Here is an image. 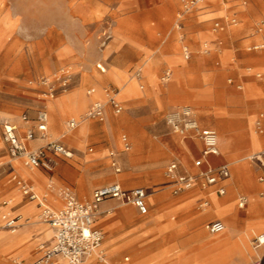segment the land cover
<instances>
[{
	"label": "rangeland",
	"instance_id": "rangeland-1",
	"mask_svg": "<svg viewBox=\"0 0 264 264\" xmlns=\"http://www.w3.org/2000/svg\"><path fill=\"white\" fill-rule=\"evenodd\" d=\"M208 6L201 15L190 13L180 21L177 18L181 8L179 0H0V193L16 190L21 194L10 180L12 172L21 167L20 173L26 178L30 172L21 159L8 154L1 137L2 123L11 121L22 130L34 128L37 111L45 105L48 129L45 138H37L63 142L72 149L73 156L57 157L49 174L44 169L31 170L44 177L42 193L50 191L59 196V190L69 186L77 194L76 187L77 191L84 192L85 182H92L88 196L77 194L82 201L90 200L96 187L117 180L108 157L109 152L114 151L121 157L119 182L123 187L152 184L155 189H167L170 198L195 196L178 210L168 209L170 206L167 205L168 212L163 220L153 205L149 204L148 214L141 216L132 205L113 199V206L128 211L131 217L129 220L116 217L113 225L109 219L115 213L103 218L108 212L102 209L104 204L101 203L96 225L103 230L102 248L107 264H152L142 262V259L155 249L169 250L167 264L253 262L257 255L252 249V237L264 232V225H247L264 220V181L259 180L264 176V166L250 159L249 155L256 150L250 143L248 120L252 118L253 130L264 136V49L249 47L264 45V0H229L219 6ZM220 7L224 11L216 16L214 13ZM233 17L235 23H231ZM217 21L222 28L215 30ZM184 47L190 52L188 58L184 57ZM174 58H180L181 62H172ZM149 60L155 63L156 82H148L141 74L144 61L147 65ZM98 65L105 71L101 72ZM113 65L128 77L138 75L137 85L134 78H117V83L109 78ZM177 65L182 67L179 75L176 74ZM64 68L73 74L71 84L66 91L49 98L45 95L48 85L40 81L46 78L57 86L55 74ZM168 71L169 76L166 75ZM244 72L249 74L246 79L241 75ZM97 81L101 83L100 88L96 86ZM247 83L255 88L256 94H245ZM235 84L242 88L236 89ZM109 86L116 89L115 97L119 99L126 97L131 88L137 92L129 102L121 103L123 109L119 114L110 112L103 121L85 117L78 127L67 130L66 123L70 118L84 117L91 103L86 104V97H105L104 89ZM91 88L93 92L88 94ZM75 90L80 91L82 97L80 108L83 112L79 114L74 104L59 100L60 97H71ZM177 90H185L186 94L179 95ZM181 97L198 99L191 102ZM205 97H218L213 102L226 110V116L232 122L229 131L221 133L213 124L203 122L205 115L197 110L193 101L212 102ZM183 105L192 108L202 126L217 131L220 155L214 158L216 165L224 161L229 163V186L223 196H218L231 206V211L224 215L219 212L227 208L222 207L214 195L211 199L215 207L211 211L198 200L201 195L198 187L174 195L172 187L166 183L165 169L172 160L193 168V174L200 172L193 164L194 158L200 155V144L191 134L174 132L165 119L168 111ZM52 113L60 122L54 123ZM23 114L26 120L22 119ZM84 120L89 125L79 138ZM238 120L242 121L241 125ZM123 133L131 144L127 152H121L120 136ZM68 135L74 138L69 140ZM173 137L178 138L177 143ZM124 156L129 157L128 160ZM237 165L242 167V173L238 174ZM153 172L158 174L156 179ZM144 189L147 193V188ZM240 197L246 199L243 208L238 206ZM24 200L29 201L26 197ZM3 201L1 196L0 205ZM200 213H203L199 216L201 219L195 220ZM215 219L224 222L223 232L211 233L206 229L205 225ZM164 220L174 222L175 229L162 231L160 226ZM30 221L47 225L41 218V209ZM169 226L166 224L165 227ZM47 231L51 240L52 231L50 228ZM192 233L202 234L192 246L185 243L186 248L194 251L176 250V243ZM124 240L128 241L125 243ZM114 241L116 249L109 252L108 245ZM39 245L35 248V257L39 255ZM258 251L259 255H264V247ZM174 257L180 260L177 262ZM15 261L19 259L13 257L10 262L18 264ZM89 261L104 264L95 258Z\"/></svg>",
	"mask_w": 264,
	"mask_h": 264
},
{
	"label": "built area",
	"instance_id": "built-area-1",
	"mask_svg": "<svg viewBox=\"0 0 264 264\" xmlns=\"http://www.w3.org/2000/svg\"><path fill=\"white\" fill-rule=\"evenodd\" d=\"M206 0H179L181 8L177 18L181 21L187 14L193 13L200 9L201 5ZM236 19H231V23H235ZM180 23V22H179ZM178 27L179 24H178ZM222 26L217 21L214 23V29H221ZM254 49L262 48L264 45H253ZM184 57L188 58L190 52L187 47L183 48ZM101 72L105 68L98 65ZM167 76L170 75L168 71ZM73 74L69 69H61L55 74L54 81H58L57 86H53V81H48L46 78L41 79V83L48 85L46 96L54 98L59 92L66 91L70 84ZM93 89L87 91L92 93ZM106 101L94 100L88 107L85 117L103 121L105 118L106 108L110 107L115 114H119L123 107L117 99L116 89L106 87L104 89ZM47 107L43 105L38 111L35 119L34 128L26 129L23 136L18 132L17 125L4 121L2 123L1 137L6 143L8 154L15 158L21 159L23 164L28 168H42L51 172L54 167L52 157L71 158L73 152L64 146L59 141H49L45 145L34 150L26 147V142L34 140L37 137L45 138L48 126ZM22 119L26 120V115H22ZM166 122L171 129L181 135L191 134L199 139L202 144L201 157L194 160L193 164L197 168H201L204 164V158L209 155H218V134L213 129L201 128L193 113V110L188 105H183L168 111L165 115ZM77 125L75 119H69L66 123L67 130L73 129ZM37 133V134H36ZM123 151L130 149L128 137L121 135ZM111 165L116 171L120 170L116 161V153L109 152ZM250 159L256 161L261 166H264V149L250 155ZM180 163L172 160L168 163L165 169V176L169 180L172 187V193L177 195L183 191L192 189L198 185L201 189H206L217 185L226 180L230 176L228 164L218 166L207 165L201 168L197 174L180 172ZM260 181H264V176L259 177ZM17 187L21 193L27 195L29 199H37V195L31 190V187L21 179H15ZM51 187V184L48 185ZM219 194L225 193V188L219 186L217 188ZM63 204L59 209H51L43 206L41 209V218L54 229L53 241L51 244H40L39 255L31 261L24 262L23 260L15 261L18 264H61L66 261L68 264H81L85 259L95 256L98 260H105V252L102 248L103 232L95 227L96 216L98 215L99 205L107 199H115L124 204L134 206L140 215L148 213L147 193L142 187L125 189L119 183H108L96 187L90 200H80L69 186H64L59 190ZM246 199L239 198L238 206L244 207ZM208 205L207 200L202 201V206ZM3 226L14 232L19 226V217H7L4 220ZM206 229L211 233H219L224 230V224L219 220H213L205 225ZM252 245L255 249L264 247V233L254 234L252 237ZM264 260V255H257V258L250 264H261Z\"/></svg>",
	"mask_w": 264,
	"mask_h": 264
},
{
	"label": "crops",
	"instance_id": "crops-1",
	"mask_svg": "<svg viewBox=\"0 0 264 264\" xmlns=\"http://www.w3.org/2000/svg\"><path fill=\"white\" fill-rule=\"evenodd\" d=\"M224 1H229V0H220V1L219 0H206L201 5L200 9H198L197 11H194L191 14L195 13L196 16L201 15L202 13H200V12H202L204 8L209 7L208 6L209 4H211L213 6H219ZM221 9L224 11V8L220 7L218 9V11L214 14L216 16L221 15L223 12ZM231 19H236V18L233 17ZM196 27L197 26H194L193 28L197 29ZM252 46H250L249 48L254 49ZM257 49H264V47L257 48ZM171 61L175 62L176 64L181 62L180 58H174ZM154 64H155L154 61H152L150 64L146 65L145 61H144L143 68H142L143 70H142L141 74L148 82H156V80H157V73H156V70L154 68ZM176 68H177L176 74L179 75V73L182 71V67H179L177 65ZM111 71H112V74H109L108 77L113 79L116 83H117V78H121L123 80H129L131 78H134L133 81L135 82V84L137 85V83H138V78H137L138 75L128 77L116 65H113L111 67ZM241 75L244 79L249 77V74L245 73V72L242 73ZM229 82H231V78L229 79ZM100 85H101V83L97 81L96 82L97 88H100ZM234 86L238 90H240L242 88L240 84H235ZM72 92H74V93H72L71 97H60L59 100L61 103L74 104L76 112L78 114L82 113L83 109L80 108L81 99H82V97H80L81 93H80V91H77V90L72 91ZM136 92H137V90H134L131 88L127 92L126 97H122L120 99V102L121 103L122 102H129L132 99L131 96L136 94ZM177 92L179 95L186 94L185 90H182V91L177 90ZM256 93H257V91H255V88L251 84L247 83L246 89H245V94L248 96V95H254ZM86 98H87L86 104L88 103V101H91V103H92L94 100H101V101L103 100L104 101L105 99H107L106 97H98L99 99H91L90 97H86ZM181 98L189 99L188 101H191V102H192V99H198L197 97H181ZM205 98L211 100L212 102L211 103H198V102L193 101V105H195V107H197V110L201 113H204V115H205L203 122L205 124H213L216 129L221 131V133L224 132V130L226 132L229 131V129L232 126V122L230 119L227 118L226 110L222 107L216 106V104L213 102V100H217L218 97H205ZM247 98H252V97H247ZM255 103H257V101H255ZM158 105H161V103L159 102ZM85 107H86V105H85ZM110 112L113 113L112 109L110 107H107L105 116L109 117V115L111 114ZM113 114H115V113H113ZM115 115H117V114H115ZM53 119H54V123H55V121L60 122L59 117L55 116L54 114H53ZM90 120H95V119H90ZM95 121H98V120H95ZM109 121L111 122L110 119H109ZM9 122H11V121H9ZM11 123H13V122H11ZM237 123H239L241 125L242 121L238 120ZM198 124L201 128L213 129V128H210L207 126H202L199 123V121H198ZM253 124H254V121L252 118H250L248 120V126L250 128V143H251L252 148L254 150H256V152H254V153H257L260 151L262 144H264V136H260V135H257L255 133V131L253 130ZM88 125H89L88 121H86L82 125V131L79 132V138H80V135L82 136L85 133ZM213 130H215V129H213ZM25 131L26 130H22L21 127H18V132L21 136L24 135ZM123 134H125V133H123ZM123 134H121V135H123ZM195 139L200 144L201 149H200V155L195 157L194 160L201 157V151H202V144H201L200 140L197 138H195ZM226 139H228V137ZM173 141L175 143H177L178 138L173 137ZM47 142H49V141L46 139L44 140V139L36 138L34 140L27 141L26 147L28 149L38 148V147L45 145ZM67 142H69V141H67ZM120 142H121V136H120ZM60 143H62L64 146H66L68 149H70L72 151V149L70 147H68L67 144H65L63 142H60ZM4 144L6 145L5 142H4ZM121 146H122V142H121ZM130 147H131V144H130ZM6 149H7V146H6ZM90 150H92V149L90 148ZM129 150H127V151H129ZM127 151H123V147H122L121 152H127ZM115 153H116V161L118 163V166L121 167L120 154H119V152H115ZM254 153H252V154H254ZM190 154L192 155L191 151H190ZM219 155L220 154L209 155V156L205 157L204 158L205 164L201 168L203 169L207 165L218 166V165L225 164V163L228 164V167H229V163L225 162V161L216 165L214 158L219 156ZM108 157H109V155H108ZM52 158H53L54 163H55V159L57 157L54 156ZM128 158L129 157L124 156L125 160H128ZM109 160H110V165H111L110 157H109ZM194 160H193V162H194ZM23 166L25 167L26 170L30 169V170H28L30 172L27 173L29 178H26L23 175H21L20 170H23V169L21 167H18L17 172H12L10 180L13 181L14 183H15V179H17V178L23 180L24 182L26 181L25 183L31 187V190L35 194H37V195L43 194V197L39 199L37 196V199L31 200L28 198L27 195H24L23 193H21L22 194L21 195L16 190H10V191L4 192V193L3 192L0 193V197L2 196L4 199V201H3L4 203L2 205H0V264H12L10 261L13 257H16L19 260L20 259H23V260L27 259L29 261L37 258V255H36V257L34 256L36 246L39 244H42V243L46 244V245L51 244L53 241L54 229L47 223H46L47 225H43V224H40L38 222H31L30 220L37 215L38 209H42L43 206H47L51 209H59L62 207V204H63L61 197H59L56 193H51L50 191H45V193L44 192L42 193L44 177H43V175H41L37 172L31 171L33 169H42V168H28L24 164H23ZM111 167H112V165H111ZM179 167H180L179 168L180 172H187V173H191V174L194 173L193 168H190V167L188 168L182 162H180ZM112 168H113L114 172L117 174L116 175L117 180L111 181L109 183H113V182L119 183L123 187V185L119 182L121 180V176L119 175L121 168L119 171H116L114 167H112ZM229 171H230V176H231L230 167H229ZM47 172L48 171H46V173ZM237 172H238V174L242 173V167L240 165H237ZM49 173L50 172H48V174ZM230 176H229V178H230ZM153 177H154V179H156L158 177V174L156 172H153ZM229 178H227L226 180L222 181L221 183H219L217 185L211 186V187L206 188V189H201L198 185H195L192 188V189H194V188L198 187V189L200 190L201 195L198 197L199 201H203V200L208 201L207 207H204V208H206L207 210L210 209L212 211V209L215 207V204H214L213 199H211V195H214L215 198H217L218 203H220L222 207L227 208L225 211L219 212L220 214L224 215L225 213L231 211L230 204L226 203L225 200L218 198V196H223L226 193V190L229 186V183L227 182ZM166 179H167V177H166ZM166 183L168 184V186H171L168 179H167ZM106 184H108V183H106ZM219 186H223L225 188L224 194H219V192L217 191V188ZM92 187H93L92 182H90V183L85 182L84 192L77 191V187H76L75 191L77 192V194L79 196H82V195L88 196L90 194V190ZM136 187H141V186H135L133 188H136ZM123 188H125V187H123ZM142 188L143 189L147 188V190H148V192H147L149 195V197H147L148 210H149V204L155 206V209L158 210V213H159L158 216L161 220H163V218L166 217V212H168V211H166L165 207H167V205L170 206V208L168 207V209L178 210L181 207V205H184L185 203H188L189 201H191L195 198L194 195H182L178 198H170L168 196L167 189L158 190V189H155L154 185H152V184H148V185H146V187H142ZM125 189H132V188H125ZM192 189H190V190H192ZM190 190H187V191H190ZM187 191H183V192H187ZM183 192H181V193H183ZM77 194H76V196H77ZM179 194H177V195H179ZM25 197L28 198L29 201H25L24 200ZM49 197H52V199H50ZM111 200H113V199H107V200L102 202L104 204L102 209H106V211L108 212L103 218H106L109 213L110 214L115 213V216L111 217L109 219V221L112 223V225H113V220L116 217L121 218V219H123V217H124V219L129 220L131 218L129 212L125 211L123 209H120L116 205L113 206V202ZM34 201H36L37 203H35ZM56 202H57V204H56ZM132 207H134V206H132ZM204 208L202 209L203 213L205 211ZM239 208H243V207H239ZM116 209H119L118 213L115 212ZM135 210L138 213L136 208H135ZM203 213L198 214L194 219L195 220L201 219V218H199V216ZM210 213H214V212H210ZM210 213H208L207 215H209ZM216 214H218V213H216ZM118 215H120V216H118ZM10 216H18L19 217V226L14 232H11L10 230H8L7 228H5L3 226L5 218L10 217ZM141 216H145V215H141ZM103 218H101V219H103ZM172 219H174V217H172ZM215 220L221 221L220 219H215ZM221 222L224 224L223 221H221ZM96 223L97 222L95 221V224H94L95 227L99 228L103 232L102 228L100 226L96 225ZM166 224L170 225L169 226L170 228L165 227ZM112 225L110 227V230L112 228ZM252 225L256 226V227H261L262 225H264V220L256 221V222H254V224L247 225V226L249 227ZM175 226H176V224L174 222H171L169 220H164V221H162V225L160 226V229L162 231L163 230H172V229H175ZM224 226H225V224H224ZM48 228H50L52 231L51 240H50L49 235H48V231H47ZM224 230H225V228H224ZM223 231H221V232H223ZM221 232H219V233H221ZM260 233H264V232H260ZM201 237H202V234L192 233L188 236V238H185L184 240L180 239L176 243V250L185 248V250L187 252L188 251L193 252L194 250L192 248H188V247L186 248L185 243L188 242V244L191 245L192 243H195V241H197ZM127 241L128 240H124L123 242L126 243ZM108 248L110 250L109 252H114L113 250L116 249L115 241L112 242L111 244H109ZM168 252H169L168 249H155L154 251H152L150 253V255L147 258L142 259V262H151L152 264H167L166 259L168 257ZM91 258H95L98 262L107 264L106 253H105V260L104 261H100L95 256H91V257H88L87 259H85L84 262H82L81 264H92V261H89V259H91ZM174 259L177 262L180 260L176 257H174ZM125 260H128V257H126ZM62 262H64V261H62ZM94 264H100V263H94ZM118 264H123V263H118ZM246 264H248V263H246Z\"/></svg>",
	"mask_w": 264,
	"mask_h": 264
},
{
	"label": "bare ground",
	"instance_id": "bare-ground-1",
	"mask_svg": "<svg viewBox=\"0 0 264 264\" xmlns=\"http://www.w3.org/2000/svg\"><path fill=\"white\" fill-rule=\"evenodd\" d=\"M220 1V0H219ZM222 10V9H221ZM223 11V10H222ZM153 60H149L148 62H147V64H150L151 62H152ZM93 92V91H92ZM104 94H105V92H104ZM118 94V93H117ZM117 94H116V96H117ZM105 97H107L106 96V94H105ZM117 99L120 101V99H119V97H117ZM84 102H85V100H83ZM103 101V100H102ZM106 101V99L103 101V102H105ZM80 118V119H79ZM77 117V119H76V117H72V118H70V119H75L76 121H77V125L73 128V129H75L76 127H78L79 125H80V122H81V120H83V119H85V115H84V117ZM84 121H86V120H84ZM219 124V123H218ZM81 128V131H82V126L80 127ZM73 129H71V130H73ZM81 136V135H80ZM65 137V136H64ZM78 137H79V135H78ZM72 138H74V136L73 135H68L67 136V139H69V140H71ZM76 139V138H75ZM77 140V139H76ZM26 182V181H25ZM33 192V191H32ZM146 192V191H145ZM34 193V192H33ZM35 194V193H34ZM37 195V194H36ZM38 196V198L40 199V195L38 194L37 195ZM205 207H207V206H205ZM119 212V209L116 211V213H118ZM121 214V213H120ZM127 214V213H126ZM118 216H120V215H118ZM122 216V215H121ZM123 219H124V217H123ZM102 225H105V223H103ZM252 233H255L254 231L252 232ZM247 238L249 239V240H251V238L249 237V235L247 234ZM252 249H253V252L255 253V255H259V251L257 250V249H255L254 247H252ZM66 262V261H65ZM68 264V263H67Z\"/></svg>",
	"mask_w": 264,
	"mask_h": 264
}]
</instances>
